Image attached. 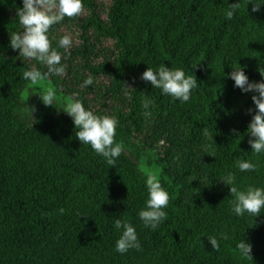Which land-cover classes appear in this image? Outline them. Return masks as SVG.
Wrapping results in <instances>:
<instances>
[{"label":"trees","instance_id":"obj_1","mask_svg":"<svg viewBox=\"0 0 264 264\" xmlns=\"http://www.w3.org/2000/svg\"><path fill=\"white\" fill-rule=\"evenodd\" d=\"M235 2L83 0L80 16L52 30L54 47L65 29L76 39L62 60L66 74L41 80L56 91L54 105L41 101L32 115L25 110L30 89L46 90L23 72L46 68L23 62L10 46V33L22 30V0H0V264H264V213L237 217L221 180L231 175L241 190L264 187V154L252 152L247 134L254 93L241 92L228 75L241 66L250 81L264 80V6L253 12L250 0H241L225 19ZM159 66L197 78L188 102L141 79ZM88 76L95 84L81 88ZM74 96L118 118L115 139L124 151L116 166L75 136L60 109ZM144 99L154 101L148 117ZM239 160L256 163L258 172L241 173ZM153 173L170 194L168 219L154 231L138 216ZM120 217L135 226L142 251H115ZM242 239L252 258L236 248Z\"/></svg>","mask_w":264,"mask_h":264},{"label":"clouds","instance_id":"obj_2","mask_svg":"<svg viewBox=\"0 0 264 264\" xmlns=\"http://www.w3.org/2000/svg\"><path fill=\"white\" fill-rule=\"evenodd\" d=\"M250 3L253 12L260 11L264 6V0H250L247 9ZM22 4V7L17 8L18 23L22 26V30L10 33V46L13 50H18L19 58L23 62L35 61L46 68V71H41L37 67H30L23 72V79L36 84L45 78L63 77L66 74V65L62 63V60L71 55L70 49L73 47L74 40L71 34H64L59 37L54 47L53 41L56 38L52 36V30L65 18L80 16L84 9L83 0H22ZM240 8L241 0L231 3L225 10V19L231 20ZM60 49H63V52L59 51ZM228 75L234 81V87L239 88L241 92L254 93L251 99L255 105V114L247 128L248 142L252 152L258 155L264 154V80L250 81L241 66L233 67V71ZM261 76H264V72H261ZM141 79L150 82L153 88L161 90L163 95L180 103L188 102L193 90L198 87L197 78L187 75L182 68L148 67L141 74ZM95 82L93 76H88L83 80L81 88L92 86ZM38 93L45 106L54 105L55 90L49 88L46 92ZM128 98L131 99V96L128 95ZM153 106L152 100L142 101L146 117L152 115L149 109ZM60 109L72 118L78 140L90 146L109 166H116L117 160L124 151L122 143H118L115 139L119 125L118 118L96 113L90 107H86L83 100L75 96L73 102ZM31 110L33 115L35 108ZM233 132L237 134V137L240 136L238 130L233 129ZM236 166L241 173L258 172V165L251 160H239ZM221 180L230 186V193L234 198L231 202V211L237 217L247 215L254 218L264 213V187L250 185L245 190H241L235 186L231 175ZM146 187L148 198L145 206L139 210L138 216L145 228L154 231L168 219L166 209L170 203V194L155 173L147 176ZM64 212L65 209H59L60 215ZM113 228L120 233L115 244L116 252L125 254L132 249L142 251L138 232L131 222L121 217L115 218ZM223 238L227 239L226 236ZM208 239L212 248L219 251L218 239L215 236H210ZM235 246L242 257L252 258V245L246 239L237 241Z\"/></svg>","mask_w":264,"mask_h":264},{"label":"rangeland","instance_id":"obj_3","mask_svg":"<svg viewBox=\"0 0 264 264\" xmlns=\"http://www.w3.org/2000/svg\"><path fill=\"white\" fill-rule=\"evenodd\" d=\"M64 33L65 34H71L73 36V38L76 39V36L73 35V33L71 32L70 29H65ZM39 83L42 86V89H44L46 91L49 88L52 89L51 85H49V84H45L42 81H40ZM38 92H44V91L40 90L39 88L30 89V91H29L30 98H29V101L25 104L26 112H28V113L32 112L31 108H33V106L34 107L37 106V104L42 101ZM64 106H66V105L63 104V107ZM141 161H142L143 165L147 166L148 165V161H150V157H147V155H143V157L141 158Z\"/></svg>","mask_w":264,"mask_h":264}]
</instances>
